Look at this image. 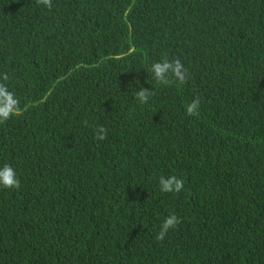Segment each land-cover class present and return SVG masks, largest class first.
I'll use <instances>...</instances> for the list:
<instances>
[{
    "label": "trees",
    "instance_id": "16d2710c",
    "mask_svg": "<svg viewBox=\"0 0 264 264\" xmlns=\"http://www.w3.org/2000/svg\"><path fill=\"white\" fill-rule=\"evenodd\" d=\"M0 86V264H264V0H0Z\"/></svg>",
    "mask_w": 264,
    "mask_h": 264
},
{
    "label": "clouds",
    "instance_id": "9594fccd",
    "mask_svg": "<svg viewBox=\"0 0 264 264\" xmlns=\"http://www.w3.org/2000/svg\"><path fill=\"white\" fill-rule=\"evenodd\" d=\"M41 3L47 7H52V0H41ZM152 72L154 78L158 81L165 80L168 73L171 72L175 77H177L181 82L186 79L187 70L183 67L179 60L169 62L164 60L162 62H157L152 65ZM148 89H141L137 95L142 103L147 102ZM0 96L4 97L6 101L3 107H0V120H6L16 111L17 100L14 99L13 94L8 92L3 86H0ZM200 106V100L194 99L186 106V113L189 116L196 115ZM107 137V130L100 127L97 132V138L99 140H104ZM19 180L17 179L15 169L8 164H5L0 168V187L3 188H18ZM160 190L165 193L180 192L183 188V181L176 177L175 175L159 178ZM179 223V218L176 215H170L163 220L160 226V232L158 235L159 239H163L166 233L175 228Z\"/></svg>",
    "mask_w": 264,
    "mask_h": 264
}]
</instances>
